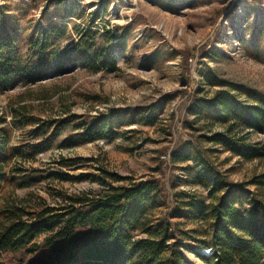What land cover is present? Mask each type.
<instances>
[{
	"label": "rangeland",
	"instance_id": "374dc122",
	"mask_svg": "<svg viewBox=\"0 0 264 264\" xmlns=\"http://www.w3.org/2000/svg\"><path fill=\"white\" fill-rule=\"evenodd\" d=\"M0 10L16 70L0 88V127L9 129L15 151L7 166L15 179L0 191V226L13 211L60 212L107 184L160 179L163 193L152 218L171 223L170 240L189 260L208 264L180 245L201 247L210 232L185 202L192 196L214 201L208 192L216 177L232 189L256 190L250 182L264 173V158L245 159L216 143L211 136L226 123L192 108L222 89L245 99L237 84L264 91V0H0ZM76 42L112 45L117 68L73 63L69 49ZM55 64L61 69L35 72ZM102 118L110 124L106 136L82 135ZM230 133L264 141V133L238 124ZM176 152L181 157L174 160ZM57 172H90L106 183L60 179ZM45 236L35 237L36 250L0 251V262L41 264Z\"/></svg>",
	"mask_w": 264,
	"mask_h": 264
},
{
	"label": "trees",
	"instance_id": "16d2710c",
	"mask_svg": "<svg viewBox=\"0 0 264 264\" xmlns=\"http://www.w3.org/2000/svg\"><path fill=\"white\" fill-rule=\"evenodd\" d=\"M6 19L0 10V88L16 71L6 53V41L1 36ZM85 43L71 45L69 60L93 71L102 67L110 71L117 68L112 45L95 47ZM40 52L50 53L46 44L41 45ZM59 66L55 64L49 68L42 65L35 72L56 71L61 69ZM234 89L245 99H238L230 90L222 89L213 98L193 105L192 111L226 123L225 130L211 136L216 143L245 159L264 158V141L249 142L230 133L232 124L264 133V91L243 84H237ZM13 112L17 114L19 110ZM12 119L15 123V118ZM31 122L28 119L25 123ZM46 123L53 124L54 121ZM109 127L104 118L94 120L82 135L94 140L106 136L104 132ZM10 139L9 129L0 127V191L5 183L15 179L7 171L15 157ZM180 157L179 152L173 154L174 160ZM105 173L115 177L111 172ZM55 176L106 183L102 176L90 172L74 177L57 172ZM122 179L126 178H116ZM250 183L256 186V190L232 189L216 177L208 192L210 196L215 195L216 200L207 202L203 197L192 196L189 202H185L194 218L208 221L210 232L201 247L180 245L194 250L197 258H207L208 264H264V173L255 176ZM162 193L160 179L135 180L123 185L107 184L93 197H74L70 204L60 208L64 211L59 212L53 207L32 212L13 211L10 221L0 226V251H19L28 246L36 250L35 237L45 234L43 246L47 253L41 264H194L178 247V242L170 240L171 223L164 217L152 218L153 211L160 205ZM136 232L142 236H137ZM201 249L212 253H203L199 251Z\"/></svg>",
	"mask_w": 264,
	"mask_h": 264
},
{
	"label": "built area",
	"instance_id": "2783aa9c",
	"mask_svg": "<svg viewBox=\"0 0 264 264\" xmlns=\"http://www.w3.org/2000/svg\"><path fill=\"white\" fill-rule=\"evenodd\" d=\"M54 151H55V153H59V154L61 153V154H64L63 151H61V152H59V150H54ZM206 253H207V254H209V253L211 254L212 252L209 250V252H206Z\"/></svg>",
	"mask_w": 264,
	"mask_h": 264
},
{
	"label": "water",
	"instance_id": "95a60500",
	"mask_svg": "<svg viewBox=\"0 0 264 264\" xmlns=\"http://www.w3.org/2000/svg\"><path fill=\"white\" fill-rule=\"evenodd\" d=\"M199 251H201V252H203V253L205 252V251H203V249H201V250H199ZM205 253H206V252H205Z\"/></svg>",
	"mask_w": 264,
	"mask_h": 264
},
{
	"label": "bare ground",
	"instance_id": "6f19581e",
	"mask_svg": "<svg viewBox=\"0 0 264 264\" xmlns=\"http://www.w3.org/2000/svg\"><path fill=\"white\" fill-rule=\"evenodd\" d=\"M207 252H209V250H206Z\"/></svg>",
	"mask_w": 264,
	"mask_h": 264
}]
</instances>
